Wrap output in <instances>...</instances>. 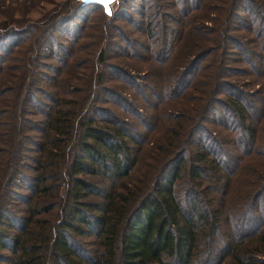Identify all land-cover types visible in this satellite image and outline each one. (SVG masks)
<instances>
[{
    "label": "trees",
    "instance_id": "obj_1",
    "mask_svg": "<svg viewBox=\"0 0 264 264\" xmlns=\"http://www.w3.org/2000/svg\"><path fill=\"white\" fill-rule=\"evenodd\" d=\"M218 1L213 26L202 27L204 33H212L209 45L172 73L183 81L181 70L186 68L187 77L194 62L208 59L198 67L200 95L184 92L188 88L184 81L181 91L168 98L181 102L165 114L168 125L161 127L156 119L145 127L149 143L114 110L100 105L93 114L101 100L95 93L103 82L102 47L94 67L70 87L73 95L50 98L39 126L31 129L26 114L38 86L37 59L52 25L95 4L61 0L45 21L27 22L25 47L16 48L13 42L15 56L8 61L15 62L3 69L0 65V251L9 252L7 264H264V170L240 211L233 215L225 211L231 178L248 165L246 160L264 161V114L254 107L263 105L261 97L240 90L229 68L235 53L250 66L246 73L264 77V63L256 51L262 43L257 34L264 21V0ZM184 3L181 0L182 17ZM243 4L249 21L239 28L250 36L234 41L230 37L237 26L231 18H236V11L245 12ZM162 5L154 0L156 8ZM5 7L0 1L1 64L12 53L2 42L16 25L6 19ZM145 17V37L151 43L159 40L160 50L166 42L158 24H164L155 12ZM150 71L151 67L143 69V77ZM124 74L140 75L129 70ZM164 102L158 100L152 110L169 104ZM117 107L127 112L120 103ZM141 117L132 118L141 126ZM29 131L37 132V137L28 159L31 174L24 176ZM92 178L102 179L105 186L94 184ZM17 183L25 185L29 196L23 203L24 223L15 227L7 206ZM73 236L92 239L88 255L74 244Z\"/></svg>",
    "mask_w": 264,
    "mask_h": 264
},
{
    "label": "rangeland",
    "instance_id": "obj_2",
    "mask_svg": "<svg viewBox=\"0 0 264 264\" xmlns=\"http://www.w3.org/2000/svg\"><path fill=\"white\" fill-rule=\"evenodd\" d=\"M0 1H3L7 7H5L4 14L6 19L15 20L16 24L11 37L2 42L6 49L12 50V53L5 57L6 60L3 64L0 63L1 69H3L6 63L15 62L14 59L8 61L15 50L11 47L14 45L13 42L17 43L16 48L25 47V38L28 35L25 31L27 22L45 21V17L50 15L52 9L61 0ZM160 1L165 5L156 8L154 0H114L110 5L111 11L108 18L103 17L99 7L87 5L77 10L74 18L52 25L49 32L51 36L47 43L43 44L44 50L37 59L39 65L36 68L39 81L37 82V89L33 90L35 93L30 98L29 112L26 114L29 119V127L31 126L32 129V125L39 126L43 113H46L50 106V98L58 97V95L60 97L73 95L70 87L78 78L79 80L83 79V75L90 71L91 66L94 67L95 54L100 47L105 52L101 64L103 82L100 91L97 90L95 93V96H99L101 100L95 103L97 105L93 109V114L98 113L97 108H100V105L114 110L128 124V127L138 130V138L144 139L148 143L152 139L151 135L145 131V127L152 126L156 119L161 121V127L168 125L164 120L165 114L171 108L177 109L181 103L179 100L171 101L168 98L181 91V84L184 81L188 85L184 92L189 91L190 97L200 95V92L196 90L199 88L196 83L200 74L198 67L204 65L208 59L203 61H196L195 59L196 62L192 66L193 70L187 77L185 76L186 68L181 70L183 71V81L179 82L178 78H173L172 73L185 67L195 58L199 50L209 45L207 39L211 38L212 33H204L202 27L213 26V18L216 16L213 8L219 4V1L185 0L184 4L187 8L184 13L186 14L185 17H182L181 0ZM147 4L148 7H146ZM195 7L196 9H194ZM240 8H243L245 12L236 11L234 12L236 18H231L233 24L237 26L236 28L233 27V37H230L234 41H243L250 36L247 31L239 28L241 24L249 21L247 4L246 6L243 4ZM153 12L159 15V19L164 24L162 26L157 23L165 33L166 46L160 50L159 40L151 43V39L145 37L147 33L143 29L146 14L150 15ZM0 18L3 16L0 15ZM261 25L262 27L257 34L260 37H257V40L262 43L256 51L262 58L261 63H264V35L261 36L264 33V21ZM154 28L156 27L152 29ZM181 28L183 33L179 32ZM154 30L156 33L159 32L158 28ZM43 32L46 33L45 28H43ZM209 42L211 43L210 39ZM246 46L251 48L249 45H245V48ZM1 56H4L2 53H0V58H4ZM144 59L145 61H143ZM238 59H236L235 53H232V57L229 59V68L231 67L235 74L233 78L239 81L240 90L261 97L263 105L259 104V107L255 104L254 107L257 113L262 112L264 114V77H256L252 73H246L250 66ZM161 61L165 63L161 65ZM261 66L264 69V64ZM150 67V75L143 77L145 72L143 73L142 70ZM128 70L131 73H139V77H127L124 73ZM160 99L169 104L160 105L157 110H152L155 103ZM119 103L127 109V112L121 110V107H117ZM130 108L134 110L135 113L133 111L132 113L137 119L140 115L142 116L141 126L136 124L137 119L132 118ZM209 126L214 130L215 125ZM26 134L29 141L26 143L22 161L24 169L21 174L24 176L31 174L28 171L30 167L28 159L31 156V142L37 137V132L29 131ZM246 161H248L246 163L248 165L244 169L242 168L239 175L235 174L231 178L226 192L225 211L232 215L240 211L243 204L248 201L249 196H251L249 193L251 188L257 187L262 177L260 171L264 170V161L257 159ZM90 180L96 185L105 186V181L102 179L92 178ZM247 182L249 185L246 184ZM16 187L11 193L10 204L7 206V214L15 227L16 224L24 223L25 213L23 210L26 206L23 203L25 202L24 199L29 196L25 185L17 183ZM71 240L79 250L88 255L86 251L91 248L90 242H92L90 237L73 236ZM9 256L7 250H1L0 264H7L6 260Z\"/></svg>",
    "mask_w": 264,
    "mask_h": 264
},
{
    "label": "water",
    "instance_id": "obj_3",
    "mask_svg": "<svg viewBox=\"0 0 264 264\" xmlns=\"http://www.w3.org/2000/svg\"><path fill=\"white\" fill-rule=\"evenodd\" d=\"M78 1H80L82 4H95V5L100 6L105 15L110 14V5L114 2V0H112V2L107 5L108 10L106 11L105 6L101 3H99L98 0H78Z\"/></svg>",
    "mask_w": 264,
    "mask_h": 264
},
{
    "label": "snow or ice",
    "instance_id": "obj_4",
    "mask_svg": "<svg viewBox=\"0 0 264 264\" xmlns=\"http://www.w3.org/2000/svg\"><path fill=\"white\" fill-rule=\"evenodd\" d=\"M99 3L103 4L105 6V10L107 11V5L112 2V0H98Z\"/></svg>",
    "mask_w": 264,
    "mask_h": 264
}]
</instances>
